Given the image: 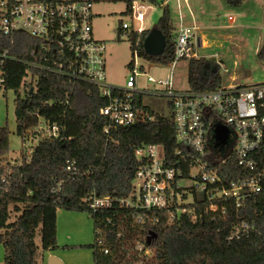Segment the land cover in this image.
I'll return each instance as SVG.
<instances>
[{
  "label": "trees",
  "instance_id": "1",
  "mask_svg": "<svg viewBox=\"0 0 264 264\" xmlns=\"http://www.w3.org/2000/svg\"><path fill=\"white\" fill-rule=\"evenodd\" d=\"M161 7V16L154 29L165 38L162 55L144 53L143 42L150 31L126 33L131 39L132 55L136 50L144 60L168 66L174 59L175 35L168 5L164 0H145ZM239 8L247 0H223ZM131 1L127 6L130 10ZM121 24L118 35L121 34ZM2 38L3 47L10 48L9 58L0 64V91L17 93L23 86V97L15 102L16 134L24 143L31 137L39 141L20 163L3 162L9 149L8 130L0 127V245L4 250L3 264H38L35 244L40 228V252L57 249L56 212L84 213L93 222L94 264H264V196L252 195L241 208L233 200L215 204L226 210L225 215L212 218L204 213L209 201L197 188L182 187L192 195V204L182 205L191 214L170 220L174 207L164 211H146L113 206L91 209L87 198L92 194L110 198H126L132 192L137 166L134 150L148 144L164 149L166 163L178 166L182 183H191L186 164L176 165V152L187 154L177 143L172 116L161 117L143 107L135 98L139 117L136 123L103 129L106 120L100 110L107 100L98 87L36 68L42 64L37 52L41 42L23 33ZM263 50L258 52L262 57ZM30 81H25L27 76ZM188 88L192 92L214 91L222 85L217 65L207 59L188 61ZM32 89V92L30 90ZM171 108V103H168ZM44 123L57 126L56 138L45 137L33 130ZM67 162H74L75 171H66ZM221 177L235 181L247 177L233 159L222 165ZM186 186V185H185ZM192 217H195L193 220ZM14 219L11 221V219ZM141 218L140 221H138ZM241 220L255 224L248 237L229 241L234 225ZM150 232L156 239L146 245ZM138 247H142L139 250ZM82 248V247H79ZM106 251V252H105Z\"/></svg>",
  "mask_w": 264,
  "mask_h": 264
},
{
  "label": "built area",
  "instance_id": "2",
  "mask_svg": "<svg viewBox=\"0 0 264 264\" xmlns=\"http://www.w3.org/2000/svg\"><path fill=\"white\" fill-rule=\"evenodd\" d=\"M94 2L0 0V64L9 58L16 33L39 40L41 44L35 52L42 64H33L36 68L64 77L70 82L79 81L98 87L100 95L107 100L100 110L106 120L103 129L106 134L112 129L127 127L143 119L139 117L134 101L140 93L136 89L137 78L144 76L149 83L165 87L164 95L171 103L175 139L187 149L185 155L180 150L176 152V165L186 164L191 183L199 192L205 193L209 205L204 213L212 218L225 215L226 210H219L215 204L221 199L233 200L235 207L241 208L252 195L264 196V83L241 86L235 84V78H231L230 84H222L214 91L192 92L188 88L177 92L172 75L156 81L151 76L139 73L136 61L139 54L135 50L125 87H113L106 83L105 44L94 39L92 34L91 9ZM182 2L184 7L180 6L179 0H175L178 21L172 63L206 59L201 54L205 42L198 38V26L194 21L190 26L185 24L182 9H186L191 18L192 13L187 0ZM144 11L143 6L131 1L128 14L132 21L141 24ZM228 22L233 24L234 19L229 17ZM129 29L130 25L122 22L121 33ZM5 37L9 39L10 48L2 46V38ZM214 63L219 69L218 64ZM219 126L228 132L226 144L217 147L214 131ZM33 131L45 137L56 138L59 135L57 126L44 123H40ZM220 147L226 148L222 151ZM134 156L137 166L130 195L126 198H110L92 193L87 198L89 207L109 209L118 206L146 211H164L174 207L170 214L172 221L184 214H191L189 208L182 207L190 204L184 203L187 197L182 199L178 191L182 186V172L178 166L166 163L163 147L156 144L142 145L135 148ZM231 159L248 174L247 177L230 182L221 177L222 165ZM75 169L74 162H67L66 171ZM254 229L253 222L241 220L233 226L227 239L232 241L248 237ZM138 249L142 250V247Z\"/></svg>",
  "mask_w": 264,
  "mask_h": 264
},
{
  "label": "rangeland",
  "instance_id": "3",
  "mask_svg": "<svg viewBox=\"0 0 264 264\" xmlns=\"http://www.w3.org/2000/svg\"><path fill=\"white\" fill-rule=\"evenodd\" d=\"M91 12V22L94 39L105 44V69L106 83L116 87L124 88L130 75L131 65L134 57L132 55V39L121 33L118 35L120 23H128L131 31L146 30L155 28L161 16V7L153 6L147 2L134 0L145 9L144 20L141 24L132 21L127 13V6L132 0H94ZM170 10L173 34H176L177 9L175 0H164ZM191 7L194 23L198 26V38L205 41V48L201 54L219 66V74L222 77V84L231 83L235 78V84L241 86L257 85L264 83V0H247L239 8L227 6L223 0H187ZM181 7H184L182 0H179ZM182 16L186 25L190 26L193 19L186 9H182ZM233 18L234 23L228 22ZM263 50L262 57L258 52ZM207 59V60H208ZM138 71L151 76L156 81L165 80L172 75L175 91L188 90V62L181 60L168 66H159L150 63L140 56L137 58ZM226 71V72H225ZM25 81H30L28 75ZM136 89L140 92L136 99L140 104L149 109L153 115L169 117L171 114L168 98L164 95L165 87L160 84H152L144 76L137 78ZM23 86L15 93L13 90L0 91V127L7 128L9 149L2 158L3 162L20 163L23 154H29L39 141L38 137H31L24 143L16 134L15 102L17 97H23ZM226 147H221L222 151ZM196 170L192 172V176ZM182 187H193V183H181ZM186 185V186H185ZM190 192L189 189L185 190ZM191 193L187 194L184 203H191ZM191 201V202H190ZM14 219L12 218L11 221ZM87 220L93 228V222L87 216ZM91 239L82 245V250H73L70 254L68 264H94L92 251L86 247L94 243V233L91 229ZM35 244L38 253L41 247L40 228L37 229ZM4 250L0 245V264H3Z\"/></svg>",
  "mask_w": 264,
  "mask_h": 264
},
{
  "label": "crops",
  "instance_id": "4",
  "mask_svg": "<svg viewBox=\"0 0 264 264\" xmlns=\"http://www.w3.org/2000/svg\"><path fill=\"white\" fill-rule=\"evenodd\" d=\"M91 229L93 228L86 214L58 210L56 212L57 249L39 252L38 264H68L73 250H82L78 248L91 239Z\"/></svg>",
  "mask_w": 264,
  "mask_h": 264
},
{
  "label": "water",
  "instance_id": "5",
  "mask_svg": "<svg viewBox=\"0 0 264 264\" xmlns=\"http://www.w3.org/2000/svg\"><path fill=\"white\" fill-rule=\"evenodd\" d=\"M165 46L166 44L163 34L156 29L151 30L143 42L144 53L148 56H153V57L162 55L165 50ZM30 92H32V89L30 90ZM227 132H228L227 129L221 126L215 129L214 131L215 146L218 147L226 144ZM156 237L157 236L155 233L150 232L145 240L146 245H150L151 240L156 239Z\"/></svg>",
  "mask_w": 264,
  "mask_h": 264
},
{
  "label": "flooded vegetation",
  "instance_id": "6",
  "mask_svg": "<svg viewBox=\"0 0 264 264\" xmlns=\"http://www.w3.org/2000/svg\"><path fill=\"white\" fill-rule=\"evenodd\" d=\"M221 148V147H220Z\"/></svg>",
  "mask_w": 264,
  "mask_h": 264
}]
</instances>
